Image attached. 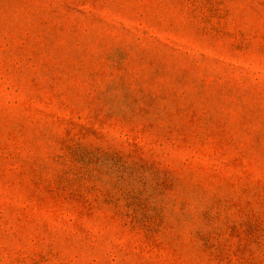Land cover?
I'll use <instances>...</instances> for the list:
<instances>
[{
  "label": "rangeland",
  "instance_id": "1",
  "mask_svg": "<svg viewBox=\"0 0 264 264\" xmlns=\"http://www.w3.org/2000/svg\"><path fill=\"white\" fill-rule=\"evenodd\" d=\"M0 264H264V0H0Z\"/></svg>",
  "mask_w": 264,
  "mask_h": 264
}]
</instances>
